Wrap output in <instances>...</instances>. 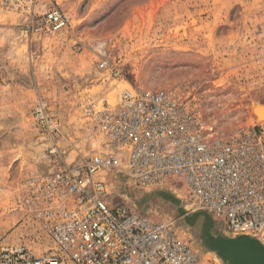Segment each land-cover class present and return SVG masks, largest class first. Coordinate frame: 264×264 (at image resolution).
<instances>
[{"label": "rangeland", "instance_id": "1", "mask_svg": "<svg viewBox=\"0 0 264 264\" xmlns=\"http://www.w3.org/2000/svg\"><path fill=\"white\" fill-rule=\"evenodd\" d=\"M41 5L59 9L69 27L54 32L0 6V252L19 244L34 256L50 252L24 203L40 179L103 150L90 106L115 105L126 89L175 91L214 127L210 143L264 124L253 114L264 106V0H40L35 8ZM110 180L111 208L173 221L201 264H224L172 204L143 201L150 191ZM162 189L190 199L182 178Z\"/></svg>", "mask_w": 264, "mask_h": 264}, {"label": "built area", "instance_id": "2", "mask_svg": "<svg viewBox=\"0 0 264 264\" xmlns=\"http://www.w3.org/2000/svg\"><path fill=\"white\" fill-rule=\"evenodd\" d=\"M37 1L0 6L54 32L69 27L59 9H36ZM86 116L103 150L40 179L24 203L52 242L50 252L34 256L12 245L1 250L0 264H201L200 251L173 221L110 207L105 196L115 175L143 191L182 178L192 212L209 213L230 237L264 238V124L210 143L215 129L191 102L175 91L138 89L124 90L115 105L90 106Z\"/></svg>", "mask_w": 264, "mask_h": 264}, {"label": "water", "instance_id": "3", "mask_svg": "<svg viewBox=\"0 0 264 264\" xmlns=\"http://www.w3.org/2000/svg\"><path fill=\"white\" fill-rule=\"evenodd\" d=\"M152 198L172 204L183 226L194 233L204 249L214 253L224 264H264V243L260 239L250 235H225L209 213L190 212L187 203L169 190H152L142 200Z\"/></svg>", "mask_w": 264, "mask_h": 264}, {"label": "bare ground", "instance_id": "4", "mask_svg": "<svg viewBox=\"0 0 264 264\" xmlns=\"http://www.w3.org/2000/svg\"><path fill=\"white\" fill-rule=\"evenodd\" d=\"M253 114L255 117L262 123H264V106L263 105H257L254 107ZM100 152V151H99ZM152 191V190H151ZM190 212H192L190 209H188ZM196 212V211H195ZM226 235V234H225ZM228 236V235H227Z\"/></svg>", "mask_w": 264, "mask_h": 264}]
</instances>
